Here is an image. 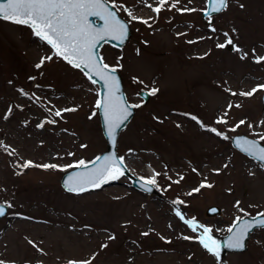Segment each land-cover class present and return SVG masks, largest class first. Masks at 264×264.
I'll return each instance as SVG.
<instances>
[{"label": "rangeland", "instance_id": "374dc122", "mask_svg": "<svg viewBox=\"0 0 264 264\" xmlns=\"http://www.w3.org/2000/svg\"><path fill=\"white\" fill-rule=\"evenodd\" d=\"M107 1L131 36L122 47L104 43L100 55L120 73L126 99L141 105L119 132L117 154L134 175L155 178L160 196L126 176L83 193L62 188L66 170L105 149L97 84L30 27L0 19V202L12 205L0 218V264H264V227L245 251L218 260L199 243L203 229L175 215L210 228L219 243L237 217L264 213V167L230 143L235 133L264 143V60L255 62L264 57V0H227L209 22L200 14L206 0L176 8L168 0L159 13L147 6L158 0ZM185 7L196 11L177 10ZM228 39L232 50L217 47ZM211 204L220 212L207 215Z\"/></svg>", "mask_w": 264, "mask_h": 264}, {"label": "snow or ice", "instance_id": "6c2138e0", "mask_svg": "<svg viewBox=\"0 0 264 264\" xmlns=\"http://www.w3.org/2000/svg\"><path fill=\"white\" fill-rule=\"evenodd\" d=\"M191 2V0H189ZM211 11L221 12L227 7V0H210ZM168 3V0H158V6L152 7V5H147L155 13H159L163 6ZM179 0H175L171 4V8H176ZM113 7H116L113 4ZM181 12H192L196 11L193 8H179L177 9ZM129 16L133 20L138 19L136 16L132 15V12L125 9ZM97 16L104 21V35H112L113 38H119L121 41L127 34V29L124 23L118 19L116 12L109 10L106 7L105 0H2L0 2V19L5 21H10L17 25H26L30 27L33 33L39 37L41 40L46 41L52 49L55 50V55L62 57L73 67L88 70L91 75L99 76L103 81L105 87L108 89V95L102 100L97 101V107L103 108L105 120L108 126V132L110 138L115 141L116 130L120 128L124 120L127 119L130 114L129 107H140L141 105H128L123 101L122 97H118L116 93L119 91L118 84L116 82L115 76L112 74L115 69H109L107 64H103L101 60L96 59L93 53V49L96 46L97 37L103 39V35L96 32L90 23L88 22V17ZM143 23H148L146 20H142ZM215 31V29H212ZM227 37V33H225ZM233 41L228 39L226 44H218L217 47L224 48L227 45H231ZM239 51V49H237ZM254 51V50H253ZM244 58V57H242ZM44 59H51V57L42 58L41 63ZM264 60V57H258L256 63H260ZM36 67H40L37 64ZM95 82V81H94ZM260 89H264V85L259 86ZM258 89H253L247 93H239V95L251 96ZM158 90L152 89L151 93L154 95ZM236 95V93H233ZM239 107V105H236ZM232 107V105H229ZM62 111H74V109H63ZM61 111H56L55 116H60ZM227 115V113H225ZM7 118V117H5ZM193 120H197L196 117H192ZM199 122V121H198ZM49 123H54V121H49ZM217 123H227V121L220 119ZM242 120L236 127L244 124ZM43 124H38L37 127H43ZM250 126V125H249ZM251 127V126H250ZM235 128L230 129V131L235 132ZM217 136H222L224 139H229L228 136L224 135L216 129H210ZM261 140H264V136H261ZM243 145V147H241ZM236 146L241 148V150L247 153L254 159L264 162V147H260L257 141L248 140L244 138H239L236 140ZM10 155L12 153H9ZM95 167L88 169L84 173H78L73 177H69L65 182V188L69 192H84L88 190V186L101 187L102 184L109 181V179H118L119 175H123L122 167H116L117 164L122 165V158L117 160L113 157H97L95 161L92 162ZM31 162H26L23 167H28ZM77 167H85L86 164L84 160H80ZM41 167L57 168L55 164L49 165L45 164ZM183 177H180L182 180ZM179 183V180L174 181ZM147 184H155V178L149 179ZM211 187V185L201 184L200 187ZM149 191L151 188L148 189ZM200 188L193 189V192H199ZM191 195V193H189ZM173 203L181 204L183 201H174ZM11 208L12 205L7 206ZM6 215L5 208L0 206V216ZM175 215L179 217L184 223H186L193 232H196L198 228H202V234L198 237L200 245L210 254L215 256L219 260V252L216 250L218 247V242L211 235V229L199 225L194 219L187 220L177 209ZM259 215L264 216V213ZM237 217L233 221L232 226L227 229L229 233L226 241L224 242V247L232 249H242L244 241L248 233L253 227H264V220H259L253 222H244L242 225L237 227L236 221L240 220ZM255 220V218H253ZM236 229L234 232L233 230ZM147 235V233H144ZM114 238V237H110ZM184 239H191V237H184ZM31 243V242H30ZM69 264H74V262H69ZM82 264H89L88 261L82 262Z\"/></svg>", "mask_w": 264, "mask_h": 264}, {"label": "water", "instance_id": "95a60500", "mask_svg": "<svg viewBox=\"0 0 264 264\" xmlns=\"http://www.w3.org/2000/svg\"><path fill=\"white\" fill-rule=\"evenodd\" d=\"M0 2H2V0H0ZM105 4H106V7L109 10H112V11L116 12L118 19H120L121 22L125 24L126 29H127V34L123 38L122 41L119 38H113L112 35H104L103 34V31H102L104 29V27H105L103 19H101L100 17H97V16H90V17H88V22L90 23V25L92 26V28L96 32H98L101 35H103V39H100L99 37H97L96 46L93 49V53H94L95 58L101 60L103 64H106V63L102 60V58H101V56L99 54V49H100L101 45L103 43H105V42H108V43H110V44H112V45H114L116 47H121L122 45H124L126 43V41L129 39L130 34H131V29H130L129 23L118 14L116 8L113 7V5L111 3H109L108 1L105 0ZM211 7H212V5H211L210 0H207V2H206V8L201 11L202 18H206L207 16H210L212 14L218 13V12H216V13L212 12L211 11ZM206 21L209 22V19H207ZM228 48L229 49H232L231 46H228ZM108 66H109V69H114L110 65H108ZM80 69L85 73V75L87 76V78H89L90 80L95 81L97 83V85H98V100H102L104 97H106L108 95V89L105 87L104 81L99 76L91 75V74H86V73H88V70L87 69H84L83 67H80ZM112 74L115 76L116 82H117L118 87H119V91L116 93V95L118 97H122L123 98V101H125L128 105H132L126 99V96H125V93H124V90H123V84H122L121 75L119 74V72L117 70H115V72L112 73ZM139 94L143 97L144 100H147V98H148V92L146 90H140L139 91ZM261 101H262V107L264 108V92H263V94L261 96ZM128 111H129L130 114L128 115L127 119L124 120L123 124H121L120 128H118L116 130L115 141H113V139L110 138L109 135L107 134V132H108V126H107V123H106V120H105L104 110H103V108H98V114H99V120H100V127H101L102 134H103V136L105 138V145H106V147L92 161L86 163V168L85 167H74L72 169H69V170L65 171L62 174V176L60 178V184L62 185V187L65 190H66V188H65V182L68 180V178L69 177H73V176H75L78 173H84L88 169H92L93 167H95V165L92 162L95 161L97 157H101V158H103V157H113V158H115L117 160H120V157L117 155V151H116L118 133L125 126V124L130 120V118L132 117V115L134 114V107H129ZM239 138H244V139H248V140L257 141L260 147H264V144L261 143L258 139L254 138V137H250V136L245 135V134H234L231 137V144L236 149H238L239 151H241L242 153H245V152H243L241 150V148H239V147L236 146V140L239 139ZM241 147H243V145H241ZM245 154L248 155L247 153H245ZM261 163L264 166V162H261ZM116 167H122V169H123V175H119V177L120 176H126V177H128L130 179V181H131V185L135 189L142 190V191L147 192V193H155L157 195H160L159 191L154 187V185L147 184V181L148 180L143 179V178H140V177L134 175L126 167V165L124 164L123 160H122V165L117 164ZM114 181H115V179H109V181L106 182V183H104V184H102L101 187L106 186V185H109V184H112V183H114ZM101 187H98V188H101ZM149 188H151L150 191L148 190ZM94 189H97V187H92L91 185H89L88 186V190H86V191L94 190ZM86 191H84V192H86ZM74 193H76V192H74ZM79 193H83V192H79ZM0 206H3L5 208V211H7V208H8L7 207V204L0 203ZM219 211H220V209L216 205H210L206 209V213L208 215L216 214ZM259 214L260 213L255 214L253 216H243V217H241L240 220L236 221L237 227H239L240 225H242L244 222H253L254 223L255 221L264 220V216H261ZM0 217H2V216H0ZM253 218H255V220ZM255 228H259V226L258 227H253L251 231H253ZM233 231L235 232L236 229H234ZM250 232L248 233V235L245 238V241H244V245L245 246L242 249H232V248L224 247V242L226 241L229 233L227 232L226 234H224L221 237L220 242H219V250H220V256L219 257L222 258L226 252L244 251L246 249V241H247V239L249 237Z\"/></svg>", "mask_w": 264, "mask_h": 264}, {"label": "bare ground", "instance_id": "6f19581e", "mask_svg": "<svg viewBox=\"0 0 264 264\" xmlns=\"http://www.w3.org/2000/svg\"><path fill=\"white\" fill-rule=\"evenodd\" d=\"M146 169L150 170V168H147V167H146ZM214 239L217 241V237H215ZM216 250L218 251V247Z\"/></svg>", "mask_w": 264, "mask_h": 264}]
</instances>
